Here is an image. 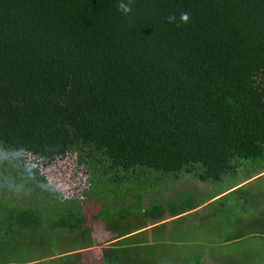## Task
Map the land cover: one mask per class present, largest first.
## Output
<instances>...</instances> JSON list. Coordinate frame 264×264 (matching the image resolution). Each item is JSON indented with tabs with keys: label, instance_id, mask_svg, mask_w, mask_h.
I'll return each mask as SVG.
<instances>
[{
	"label": "trees",
	"instance_id": "obj_1",
	"mask_svg": "<svg viewBox=\"0 0 264 264\" xmlns=\"http://www.w3.org/2000/svg\"><path fill=\"white\" fill-rule=\"evenodd\" d=\"M257 172L264 0H0V264H264Z\"/></svg>",
	"mask_w": 264,
	"mask_h": 264
},
{
	"label": "rangeland",
	"instance_id": "obj_2",
	"mask_svg": "<svg viewBox=\"0 0 264 264\" xmlns=\"http://www.w3.org/2000/svg\"><path fill=\"white\" fill-rule=\"evenodd\" d=\"M257 173L252 178L244 181V184L248 185L246 188L249 189L247 197L233 201L227 198L225 203L222 198H214L211 205L215 210H219L217 213L224 214L225 212L228 217L230 216L228 226L225 230L221 229L217 238L223 239V232L233 234L245 231L246 235L241 239V244H235L234 246H241L243 249L245 247L251 248L256 254L259 252L264 253V175L260 172ZM221 216L223 217V215ZM256 221H259L256 224L259 232L253 235L251 224L253 225ZM216 242H218V239ZM215 252H217L216 249ZM80 253L84 259H82L83 264H102L99 259L101 257V246H94L90 249L84 248L80 250ZM207 264H210V261Z\"/></svg>",
	"mask_w": 264,
	"mask_h": 264
},
{
	"label": "crops",
	"instance_id": "obj_3",
	"mask_svg": "<svg viewBox=\"0 0 264 264\" xmlns=\"http://www.w3.org/2000/svg\"><path fill=\"white\" fill-rule=\"evenodd\" d=\"M202 210H208L207 209V207L206 206H201V208H199L198 210H197V212H202ZM190 215V217H195V220L193 221L194 223H199V222H201L200 220H202L203 218V216H204V214L202 213V214H199V215H197V216H193L192 214H189ZM188 215V216H189ZM171 221V219H168V220H166L165 222L168 224V226H170V222ZM183 224L181 225V230L183 231ZM162 234V233H161ZM161 234H160V237H166V238H168L169 237V230L167 229V228H165V230H164V232H163V235L161 236ZM93 248V247H92ZM87 249H90V248H87ZM83 259V258H82ZM84 260V259H83Z\"/></svg>",
	"mask_w": 264,
	"mask_h": 264
},
{
	"label": "clouds",
	"instance_id": "obj_4",
	"mask_svg": "<svg viewBox=\"0 0 264 264\" xmlns=\"http://www.w3.org/2000/svg\"><path fill=\"white\" fill-rule=\"evenodd\" d=\"M120 7H121V9L126 13V12H128L130 9H129V6L128 5H126V4H121L120 5ZM182 19H187V13H185V14H183L182 15Z\"/></svg>",
	"mask_w": 264,
	"mask_h": 264
}]
</instances>
